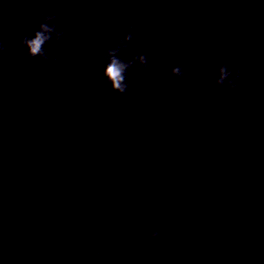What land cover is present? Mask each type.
I'll return each instance as SVG.
<instances>
[{
  "label": "water",
  "instance_id": "1",
  "mask_svg": "<svg viewBox=\"0 0 264 264\" xmlns=\"http://www.w3.org/2000/svg\"><path fill=\"white\" fill-rule=\"evenodd\" d=\"M41 11L66 28L47 62L20 45ZM129 25L121 55L149 66L120 96L103 54ZM0 45V264H97V247L102 264H264V2L0 0ZM233 58L237 91L217 88Z\"/></svg>",
  "mask_w": 264,
  "mask_h": 264
},
{
  "label": "clouds",
  "instance_id": "2",
  "mask_svg": "<svg viewBox=\"0 0 264 264\" xmlns=\"http://www.w3.org/2000/svg\"><path fill=\"white\" fill-rule=\"evenodd\" d=\"M261 2H264V0H261ZM37 19L39 22L31 35H25L20 38V45L25 49L29 58H38L40 61L47 62L49 59L47 46L51 43L58 44L64 37L66 28L62 24L57 23L56 14L41 11L37 14ZM132 40L133 28L129 25L122 38H118L114 46L105 49L103 54V82L110 88L111 92L120 96H123L129 89V75L143 73L149 66L148 59L144 53L121 55L122 52L128 49ZM200 43L206 44L207 39H202ZM144 47L145 50H148L152 45L149 43L145 44ZM3 51L4 48L0 45V53ZM239 63L238 59L233 58L229 62L221 63L215 68L214 84L217 88L237 91L238 81L241 77ZM170 73L177 79L184 78L185 71L182 62H177L175 66H172ZM240 99L242 103L247 102L246 97L241 96ZM141 236L144 242L148 244L157 239L159 233L154 226L145 227L141 229ZM93 256L97 264H102L105 259L103 248L97 247L94 249Z\"/></svg>",
  "mask_w": 264,
  "mask_h": 264
}]
</instances>
